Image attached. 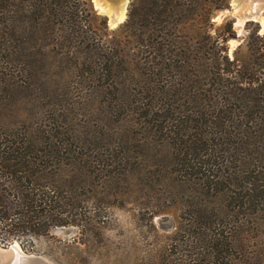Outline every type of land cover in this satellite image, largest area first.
Wrapping results in <instances>:
<instances>
[{"label": "trees", "instance_id": "16d2710c", "mask_svg": "<svg viewBox=\"0 0 264 264\" xmlns=\"http://www.w3.org/2000/svg\"><path fill=\"white\" fill-rule=\"evenodd\" d=\"M230 5L131 0L126 20L102 30L91 0H0L1 243L70 223L100 161L64 124L71 105L95 101L105 118L158 136L196 193L217 201L210 212L195 201L191 243L150 264H264V34L231 57L233 23L227 35L211 21ZM21 105L30 113L15 120Z\"/></svg>", "mask_w": 264, "mask_h": 264}, {"label": "rangeland", "instance_id": "374dc122", "mask_svg": "<svg viewBox=\"0 0 264 264\" xmlns=\"http://www.w3.org/2000/svg\"><path fill=\"white\" fill-rule=\"evenodd\" d=\"M93 2L94 23L102 30L105 23L115 29ZM248 3L249 0H231L230 7L216 10L211 20L212 33L220 32L224 25L223 30L229 35L227 22L233 23L235 36L227 42L231 57L237 53L245 59L255 40L253 35L259 30V22L253 19L246 20L243 26L237 25L239 11L247 12ZM33 101L35 112L38 102ZM29 108L21 105L13 119L28 117ZM14 126L23 127L20 121ZM64 127L78 134V150L89 160L100 161L94 167V177L82 182L75 200L70 201L72 214L68 216V225L53 227L38 237H16L5 241V245L18 241L26 252L42 255L55 264H150L151 260L159 261L165 248H184L191 243L193 203L206 201L210 212L217 201L205 191L196 193L188 177L191 175L179 174L181 166L173 163V151L165 149L158 136L146 139L131 120L119 124L105 118L95 101L71 105ZM257 130L258 134L262 132L260 126ZM141 143L150 151L142 153ZM253 146L246 150L251 155L257 149ZM263 146L264 143L259 147ZM213 220L221 222L220 218Z\"/></svg>", "mask_w": 264, "mask_h": 264}, {"label": "water", "instance_id": "95a60500", "mask_svg": "<svg viewBox=\"0 0 264 264\" xmlns=\"http://www.w3.org/2000/svg\"><path fill=\"white\" fill-rule=\"evenodd\" d=\"M129 3L130 0L125 6L126 13L122 21H117V18H115L114 14L111 16L108 14L105 15L107 16V21L111 28H117L126 20ZM232 5H234V1H232ZM99 12L101 11L99 10ZM263 28H264L263 24L259 22V32L263 31ZM0 264H55V263L42 255L26 252L18 241H14L9 245H5L4 243L0 242Z\"/></svg>", "mask_w": 264, "mask_h": 264}, {"label": "bare ground", "instance_id": "6f19581e", "mask_svg": "<svg viewBox=\"0 0 264 264\" xmlns=\"http://www.w3.org/2000/svg\"><path fill=\"white\" fill-rule=\"evenodd\" d=\"M129 0H94L96 7L104 14L113 15L117 18V21H122L125 17V6ZM245 1V0H244ZM247 3V2H246ZM241 4V3H240ZM249 5V6H248ZM247 6V12H240L237 25L243 26L248 19L256 20L263 24L264 27V0H249ZM242 6V5H240ZM250 13V15H248ZM116 21V22H117ZM264 31V28H263ZM263 31L261 33L263 34ZM233 44H236V40H232ZM18 248V247H16Z\"/></svg>", "mask_w": 264, "mask_h": 264}]
</instances>
